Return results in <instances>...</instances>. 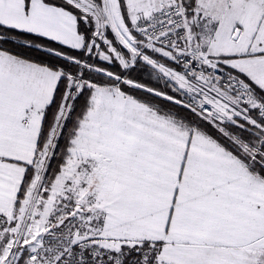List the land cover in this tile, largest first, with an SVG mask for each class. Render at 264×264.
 Returning a JSON list of instances; mask_svg holds the SVG:
<instances>
[{"label": "snow or ice", "instance_id": "obj_1", "mask_svg": "<svg viewBox=\"0 0 264 264\" xmlns=\"http://www.w3.org/2000/svg\"><path fill=\"white\" fill-rule=\"evenodd\" d=\"M0 264H264V0H0Z\"/></svg>", "mask_w": 264, "mask_h": 264}]
</instances>
